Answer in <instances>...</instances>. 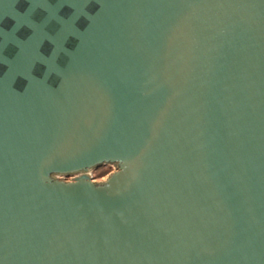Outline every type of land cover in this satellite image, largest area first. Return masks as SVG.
I'll return each mask as SVG.
<instances>
[{"label":"water","instance_id":"1","mask_svg":"<svg viewBox=\"0 0 264 264\" xmlns=\"http://www.w3.org/2000/svg\"><path fill=\"white\" fill-rule=\"evenodd\" d=\"M0 264H264V0H0Z\"/></svg>","mask_w":264,"mask_h":264},{"label":"rangeland","instance_id":"2","mask_svg":"<svg viewBox=\"0 0 264 264\" xmlns=\"http://www.w3.org/2000/svg\"><path fill=\"white\" fill-rule=\"evenodd\" d=\"M115 169L114 165H102L98 168L90 170L87 174L96 182L103 181L108 174ZM72 177H65V179H71Z\"/></svg>","mask_w":264,"mask_h":264},{"label":"clouds","instance_id":"3","mask_svg":"<svg viewBox=\"0 0 264 264\" xmlns=\"http://www.w3.org/2000/svg\"><path fill=\"white\" fill-rule=\"evenodd\" d=\"M18 2V0H13V3L16 5V3Z\"/></svg>","mask_w":264,"mask_h":264}]
</instances>
